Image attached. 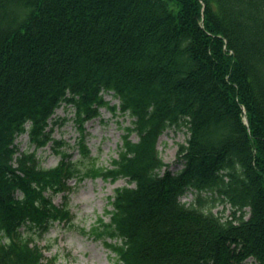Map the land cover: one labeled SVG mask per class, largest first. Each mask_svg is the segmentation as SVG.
I'll use <instances>...</instances> for the list:
<instances>
[{
    "label": "trees",
    "instance_id": "trees-1",
    "mask_svg": "<svg viewBox=\"0 0 264 264\" xmlns=\"http://www.w3.org/2000/svg\"><path fill=\"white\" fill-rule=\"evenodd\" d=\"M62 105L79 158L43 168L35 150ZM101 108L134 118L109 167L84 135ZM179 126L174 173L156 145ZM23 133L33 152L14 143ZM86 178L132 184L109 222L82 229L115 264H264V0H0V264H46L33 235L73 222L51 195Z\"/></svg>",
    "mask_w": 264,
    "mask_h": 264
},
{
    "label": "rangeland",
    "instance_id": "rangeland-1",
    "mask_svg": "<svg viewBox=\"0 0 264 264\" xmlns=\"http://www.w3.org/2000/svg\"><path fill=\"white\" fill-rule=\"evenodd\" d=\"M104 98L110 105H117L118 99L112 94L104 93ZM74 110L69 106H60L52 117V139L58 141L54 144L49 142L44 148L36 149L41 167H54L61 158L59 152H69L72 159L78 160L77 141L80 131L75 126L73 120ZM134 118L128 114H123L117 109L101 108L98 118L88 121L85 124V140L91 156L99 166L109 167L111 160L116 158L119 148L122 145V135L125 128L132 127ZM189 135L184 126L177 128H167L157 142L159 156L169 169L176 173L183 165L177 160L176 154L178 146L185 144ZM132 141H137L135 133L130 136ZM15 143L19 152L34 151L35 146L28 142V135L22 134ZM68 185L72 187L69 192L52 195L55 205H62L67 201V206L71 209L73 222L70 225L55 223L44 234H34L33 242L42 249L44 253V263L54 260L56 264H115L114 254L104 245L103 240L93 239L82 233V229L89 231L97 219L109 222L110 216L107 211L112 210L110 202L117 188L132 186L126 178H120L113 183L101 179H84L75 184L70 180ZM206 196V194H202ZM195 194L189 192L184 194L181 202L190 205L195 200ZM208 206V202L203 204ZM218 215H229V206L223 208L218 205L213 210ZM248 264H251L249 261Z\"/></svg>",
    "mask_w": 264,
    "mask_h": 264
}]
</instances>
